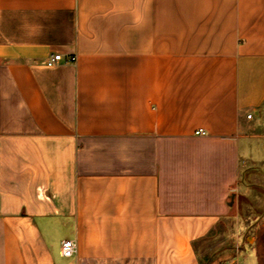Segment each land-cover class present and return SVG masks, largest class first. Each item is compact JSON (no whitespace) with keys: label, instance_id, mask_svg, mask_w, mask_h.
<instances>
[{"label":"crops","instance_id":"1","mask_svg":"<svg viewBox=\"0 0 264 264\" xmlns=\"http://www.w3.org/2000/svg\"><path fill=\"white\" fill-rule=\"evenodd\" d=\"M263 116L264 0H0V264H264Z\"/></svg>","mask_w":264,"mask_h":264},{"label":"rangeland","instance_id":"2","mask_svg":"<svg viewBox=\"0 0 264 264\" xmlns=\"http://www.w3.org/2000/svg\"><path fill=\"white\" fill-rule=\"evenodd\" d=\"M251 130H255L257 135H263L264 136V116L261 120L256 121L253 123V126L251 127ZM263 144L264 142L262 140H256L253 142V146L255 151H258V163L254 164L255 170V177H252L251 174V180H253L252 185H255L259 190L258 192H251V198L253 200H256L257 202H248V199L242 198L240 202H231V216H236V214H240L242 217L241 220V226L246 229V226H249L251 222L255 221L256 219L264 216V195L262 194L264 192V153H261L259 150V145ZM258 147V148H257ZM249 158V157H248ZM251 160V158H249ZM249 178V177H248ZM255 179V180H254ZM248 181V179L246 180ZM249 183V182H248ZM262 196V197H261ZM244 199V200H243ZM251 199V200H252ZM258 199V200H257ZM233 201V200H232ZM247 201V202H246ZM253 220V221H252ZM234 224L232 223V217L226 221L225 229L227 231H232ZM247 238V237H246ZM245 238V243H247V239ZM250 243H253V239H249ZM248 242V243H249ZM228 240L227 239H219L217 243L210 244L208 246V256L211 255L216 250L223 251L228 248ZM242 249L241 251L236 255V258L239 262V264L248 263L249 259L247 254L250 253V248L246 244L244 245L243 242L240 243ZM257 250L255 251V255L259 254L257 253ZM263 257L259 258L262 259V262L264 263V249L262 252ZM250 256V255H249ZM257 256V255H256Z\"/></svg>","mask_w":264,"mask_h":264},{"label":"built area","instance_id":"3","mask_svg":"<svg viewBox=\"0 0 264 264\" xmlns=\"http://www.w3.org/2000/svg\"><path fill=\"white\" fill-rule=\"evenodd\" d=\"M63 60L61 55H53L51 56L46 65L48 67H55L57 64L61 63ZM76 61V57H72L70 58V62L74 63ZM252 115H248V119H251ZM196 136H206L207 133L203 130H199L197 132H195ZM77 253V245L75 242L73 241H65L62 243V254L64 257L66 258H70L73 257L75 254Z\"/></svg>","mask_w":264,"mask_h":264}]
</instances>
